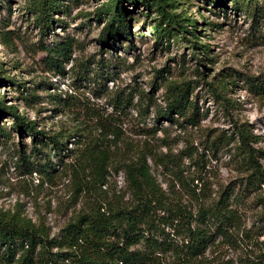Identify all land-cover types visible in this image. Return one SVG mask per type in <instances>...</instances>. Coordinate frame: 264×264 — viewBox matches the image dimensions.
<instances>
[{"label":"rangeland","instance_id":"374dc122","mask_svg":"<svg viewBox=\"0 0 264 264\" xmlns=\"http://www.w3.org/2000/svg\"><path fill=\"white\" fill-rule=\"evenodd\" d=\"M31 1L0 0V95L9 103H17L20 110L51 131L75 128L76 117L87 122L94 120L93 115L108 116L122 124L123 140L119 141L118 152L144 147L153 154L167 153L175 158L173 172L148 158L164 188L171 184L180 193L185 192L176 179V174H183L189 181L195 179L194 184L205 181L214 195L218 190H230L236 196L230 202L243 213L251 240H264L260 203L264 200V184L245 189L246 173L239 167L233 147V140L238 138L237 123L253 134L251 144L257 148L264 169V0H175L176 12L198 21L200 40L209 44L205 62L197 58L206 50L197 53L182 34H173L163 44H156L152 32L158 14L149 5L127 4L134 33L131 43L121 40L104 44L98 35L105 22L95 16V10L105 0H62L61 10L55 15L62 23L43 37L35 15L27 10ZM68 35L78 40V47L64 63L65 73L49 70L42 64L45 54L39 47ZM161 68L166 69L168 79L193 81V98L201 112L198 128L188 125L181 129L167 120L156 123L153 107L149 112H139L137 95L132 106L120 105L118 110L113 107L117 95L125 96L134 88L153 91L157 101L164 104L163 85L151 87L154 70ZM6 76L22 84H10ZM225 82L228 87L224 88ZM25 91L33 107L21 99ZM61 97L70 100L72 108L64 106ZM0 118V125L12 131L0 133V208L18 210L36 223L42 222L51 236L61 240L65 226L79 211L107 199H130L120 157L114 159L101 190L93 193L80 191L82 177L63 170L67 158L62 163L53 159L58 171L52 179H47L38 167L37 172L25 173L17 163L18 135L10 128V118ZM220 132L226 133L223 148L216 157L208 152L202 160L205 165L197 166L187 150L194 146L202 152L205 140L214 139ZM78 138L70 139L68 147L78 146ZM24 140L29 143V136ZM143 245L145 241H140L136 247ZM218 256L234 258L236 253L220 250Z\"/></svg>","mask_w":264,"mask_h":264},{"label":"trees","instance_id":"16d2710c","mask_svg":"<svg viewBox=\"0 0 264 264\" xmlns=\"http://www.w3.org/2000/svg\"><path fill=\"white\" fill-rule=\"evenodd\" d=\"M128 3H143L157 12L152 32L156 44H163L173 34H182L197 53L206 50V54H198L202 56L197 58L198 62L208 59L209 44L200 40L198 21L176 12L175 0L103 1L95 10V16L105 22L98 35L101 43L133 41ZM62 5V0H32L27 4L42 37L55 32V25L62 23L55 16ZM77 47L78 40L70 35L51 45L42 43L39 50L45 54L43 66L65 73L64 63L72 58ZM165 71V68L155 69L151 81L153 89L163 85L164 104L157 101L153 91L134 88L125 96L117 95L113 107L118 110L120 105L132 106L137 95L139 112H149L153 107L156 123L167 120L181 129L188 125L198 128L201 112L193 98V81L168 79ZM5 79L13 85L22 84L14 77ZM223 86L228 87V82ZM21 93L26 106L33 107L30 96L23 94L28 92ZM60 100L72 108L70 100L62 97ZM1 116L10 118V128L18 135L17 163L25 173L37 172L38 167L47 179H52L58 171L53 159L56 157L62 163L67 158L63 170L69 169L72 176L82 177L80 191L93 193L101 190L114 159L120 157L130 199L126 202L107 199L79 211L65 226L61 240L51 236L42 222L36 223L18 210L0 208V264H264V240H251L249 230L244 227L243 213L230 202L236 198L230 190H218L214 195L201 178L200 183L194 184L195 179L189 181L183 174H176V179L185 192L180 193L171 184L164 188L154 176L148 158L172 172L176 159L167 153L153 154L144 147L118 152L119 141L123 140L122 124L108 116L93 115L94 120L87 122L76 117L75 128L51 131L20 110L17 103H9L0 95ZM235 130L238 138L233 140L234 153L239 156V167L246 173L245 189H255L264 184V169L257 148L251 144L254 136L237 123ZM4 132L12 131L0 125V133ZM225 134L220 132L212 140L207 138L202 152L193 146L187 150V156L203 167L202 160L208 152L216 157L223 148ZM25 136H29V143L25 142ZM76 136L78 146L69 148L68 141ZM260 203L264 212V200ZM140 241H145L143 248L136 247ZM215 248L219 252L233 250L236 256L219 258Z\"/></svg>","mask_w":264,"mask_h":264}]
</instances>
